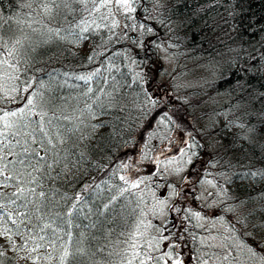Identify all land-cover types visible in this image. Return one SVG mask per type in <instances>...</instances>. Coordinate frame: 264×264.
Returning a JSON list of instances; mask_svg holds the SVG:
<instances>
[{
	"label": "trees",
	"instance_id": "obj_1",
	"mask_svg": "<svg viewBox=\"0 0 264 264\" xmlns=\"http://www.w3.org/2000/svg\"><path fill=\"white\" fill-rule=\"evenodd\" d=\"M28 2L30 0H0V35L9 46L16 38L22 39L24 45L20 50V63L16 65L19 79L8 82L18 88L15 99L0 96L3 101L0 108L16 110L24 107L28 98L38 93L43 97L42 104L54 101L45 108L49 116L55 114L60 118L54 123L78 129L69 133L67 143L61 145L69 150L70 159L76 161L75 167L70 165L67 174L46 182L43 190L49 194L50 200L41 209L43 214H47L44 222L52 223L58 231L62 230L59 232L63 240L68 239L66 233H71V250L83 249L82 253L76 254L75 260L70 259L69 264H129V261L131 264H141L142 261L144 264H168L170 259L165 256L168 253L182 264H204L218 258L225 262L231 260L233 264L251 262L242 252L233 254L201 241L204 230L199 227L194 213L203 218L212 213L211 219L223 225V232L228 231L237 241L252 246L260 261L259 256H264V176L260 175L264 172V96L261 95L264 93V0H131L135 9L132 11L133 20L148 34L142 46L138 47L124 43L127 29L122 22L109 40L106 31L95 39L92 34L95 26L91 21L101 11L90 15L89 10L93 8L90 0L87 8L74 4L73 11L54 9V13L60 12L54 20L42 15L39 0L31 9L23 7ZM34 18L43 23L35 22ZM17 19L26 23L17 25ZM84 21L91 24L87 32H81ZM45 24L48 28L58 29L59 35L49 32L43 26ZM70 33L92 37L95 41L92 52L84 56L69 49L66 40L75 38L69 37ZM158 45L177 60L183 77L188 78L204 69L213 76L201 82L199 87L178 92L176 97L180 96L179 101L172 102L196 125L197 129L190 127L191 132L196 135V131H200L193 145L199 159H195V169L190 173L192 180L195 179L192 182L195 187L187 196L180 194L177 199L180 207L188 204L191 212L181 215L174 204L163 224L150 217L149 222L154 223V229H144L143 233L146 236L151 232L149 235L154 246L149 249L147 242H138L142 239L137 237L139 233L132 231L137 213L142 210L144 194L121 179L123 167L120 158L134 143L136 133L147 116V102L152 104L149 88L152 87L153 76L147 69L158 56ZM122 49L129 52L130 64L142 69V79H135L123 71L125 59H121ZM1 53H4L3 49ZM2 57L11 59L6 53ZM11 62L16 64L15 60ZM120 63L123 66L119 68ZM188 66L194 69L189 70ZM81 76L91 79H79ZM189 96L193 101H189ZM127 105L134 107L127 109ZM92 106L101 116H110L112 122L113 133L109 138L102 136L98 141L99 147L85 145L79 140L85 131L79 126L83 121L89 126V115L85 111ZM212 115L224 118L223 124L214 130L207 127ZM33 119L39 117L34 116ZM231 125L238 127L237 133L220 137L221 130ZM212 133L216 138L210 139ZM197 137H201V143L197 142ZM212 140L218 144L210 147ZM135 157L137 155L130 158V164H125L134 165ZM209 174L216 178L218 184L216 194L221 204L216 207L203 205L196 190L197 181ZM14 185L15 181H10V190L0 194L11 196L16 190ZM40 190L37 188L38 192ZM3 202L9 204L7 199ZM23 203L17 200L15 205H11L13 219L25 220L23 228L33 236L37 233L46 235L47 240L52 229H46L45 234L39 232L42 222L34 214L31 223L19 215L34 211L33 205L25 209ZM70 211L72 215L68 216ZM8 212L9 209H0L4 218H8ZM33 224L37 225L36 229H33ZM142 225L146 228V222ZM4 226L7 227L5 220ZM13 227L11 236H16L20 228L17 225ZM8 228L11 232V227ZM155 238H160L159 241L169 248L156 252ZM57 243L59 246L61 241ZM179 244L180 255L175 250ZM225 256L228 259H224ZM0 264L24 262L0 251Z\"/></svg>",
	"mask_w": 264,
	"mask_h": 264
},
{
	"label": "rangeland",
	"instance_id": "obj_2",
	"mask_svg": "<svg viewBox=\"0 0 264 264\" xmlns=\"http://www.w3.org/2000/svg\"><path fill=\"white\" fill-rule=\"evenodd\" d=\"M97 3H99L98 0ZM111 7L113 9V15L108 16L106 20H102L101 16L107 14V8L100 10L101 14L93 18V20L95 19L96 21V24H94L95 27H93L94 31L92 32L93 37L98 39L99 33L102 31H106L105 34L108 37V40L113 37L117 31V27H111L114 17L118 22V26L122 22L124 28L127 29V31H125L124 43L132 47L142 46L148 34L144 31L145 28H142L141 25H137L134 22L133 12H126L124 9L116 7L114 2ZM96 25H100V27H96ZM104 25L108 26L105 27ZM68 36L71 37L75 35L70 33ZM94 43L95 41L92 37L79 39L78 36H75V38L72 39L68 38L65 42L67 47L73 52H78L84 56H87L92 52L95 47ZM1 50L2 49H0V53ZM122 50L124 54L121 56V59H125V68H122L123 71L129 73V75L131 74L135 79H142V69L139 70V68L137 69L133 64H130L129 52L124 49ZM3 55H0V59H4L2 57ZM121 66L123 65L120 63V66L117 67L120 68ZM148 67L147 70L151 76H153L150 83V86L152 87L149 88L152 104L150 105V103L147 102L145 106L147 116L143 119V124L140 130L136 133L133 145L123 152L120 161L121 166L123 167L121 173L125 181L131 185L138 183V186L135 188L144 194L143 201L141 202L142 210L141 213H137L138 217L134 220L135 224L134 227H132V231L136 234L139 233L137 237L142 238L138 240V242H147V248L152 249L154 242L149 235L151 232L146 236L143 235L144 229L145 231L154 229V223L149 222V220H151L150 217H152L157 223L163 224L169 218L170 208L172 209L174 204L177 205L175 208L176 211H180L181 215L186 212H191L188 204H182L180 207L177 199L180 194L187 196L188 193L191 192L192 187H195V184L192 183L195 179L192 180L190 173L195 169V159H199L197 153L194 151L193 145L195 142V136L199 134L200 131H196V135L191 132L192 130H190V127L194 130L197 129L196 125L189 117H187L186 113V117L183 116L182 112L179 111V107L173 105L172 102L180 99L179 95L176 97L178 92H187L193 88L199 87L201 82L211 79L213 74L207 69H204L200 72L190 74L188 78L186 76L183 77L180 70H178L181 66L178 64L177 60L159 45L158 56L152 64L149 63ZM189 67L190 66H188V68ZM193 69L194 68H189V70ZM8 82L9 81H7V83ZM123 94H125V91H123ZM108 97H111V94ZM188 99L189 101H193L190 96ZM131 107L134 106L127 105V109H130ZM97 112L98 110L97 108H94V106L85 111L87 116L89 115L87 120L89 121V126L86 125V123H88L86 121H83V124L79 126L81 130H85L79 138L80 143L99 147L98 141L101 137L105 135L109 138V135L113 133L110 116H101ZM182 116L184 117L183 119ZM223 121L224 118L222 115H212L207 127L214 130L220 127L223 124ZM199 122L204 123L207 121ZM96 125H99L100 127H93ZM237 131L238 127L236 125H231L226 129L221 130L219 135L220 137H226L235 135ZM214 138H216V134H210V139ZM105 140H107V137H105ZM197 142H202L201 137H197ZM217 144L218 141L212 140L210 147ZM203 154L204 153L200 156ZM136 155L137 157H135L134 165L127 166L125 163L128 164L130 158ZM126 158L129 159L126 160ZM189 158H191V162H189ZM0 179H2V177H0ZM217 185L216 178L211 174L204 175V177H201V179L197 181L196 190L199 200L203 205L216 207L221 204L217 199ZM8 190H10L8 187H0V193L7 192ZM2 209L8 208L5 207ZM0 216L3 215L0 214ZM211 218L212 213H208L206 218L201 216L198 218V225L204 230L202 235L203 240L201 241L221 250L227 249L228 252H233L234 248L238 250L240 247L237 245L240 242L234 238H230L231 236L224 237L222 234L223 225ZM4 220L6 221L7 229H9L8 227H11V232L9 229L6 234H0V251L6 255L16 256V258L24 262V264H48V262L42 258L49 254L51 248L49 247L46 249L42 247L35 252L29 253L26 248L34 246V241L29 238L30 236H33L32 233H29L26 228H23V224H20L19 228L20 232L23 233V236L20 234L11 236V233L14 231L13 226L16 224H13L12 220L8 218H4L3 221H0V233H3L1 230L2 228H5ZM144 222H146V228L142 225ZM25 227H27L26 224ZM155 229L157 231L158 227L155 226ZM137 230L142 232L140 233ZM158 234L159 233H157V235ZM159 240L160 238H155V242L157 241L156 252L162 249L163 252L166 251V249L169 248V245L165 243L163 244ZM45 241L47 240L45 239ZM45 241H41V243H44ZM57 244L58 243L56 242V246ZM57 248H59V246H57ZM175 250L178 255L181 254L180 244L176 245ZM240 250L247 259H250L251 262L249 264H262V262L258 261L256 257H252L246 249L241 248ZM52 255L54 259L51 261V264H59V253L54 252ZM165 256H167V254H165ZM171 257L172 258L168 264H173V261L178 259H173V256ZM225 261L226 260H223L222 258H218L205 262L204 264H233L231 260H228L227 262Z\"/></svg>",
	"mask_w": 264,
	"mask_h": 264
},
{
	"label": "snow or ice",
	"instance_id": "obj_3",
	"mask_svg": "<svg viewBox=\"0 0 264 264\" xmlns=\"http://www.w3.org/2000/svg\"><path fill=\"white\" fill-rule=\"evenodd\" d=\"M37 0H30V2L23 5L26 8H32L33 3H36ZM115 3L116 7L124 9L126 12L134 11L132 8L130 0H91L93 8L89 10V14L92 15L96 12H99L101 8H107V14L101 16L102 20H106L108 16L113 15V9L111 5ZM89 0H39L40 9L42 15L49 19L54 20L56 16L60 15L59 11L54 13V9L59 10L61 8L67 9L68 11H73L72 5L82 4L85 8ZM35 11V9H33ZM35 20V18H34ZM37 23H43V21L35 20ZM26 23L21 19L16 20L17 25H22ZM91 24H96L95 19ZM88 21L83 22V27H81V32H87L91 26ZM31 27V24L28 25ZM45 28H48V25H43ZM107 27L108 25H104ZM118 26V22L114 19L112 20L111 27L115 28ZM80 27V25H77ZM100 27V25H96ZM23 31V29H20ZM34 32L37 29H32ZM48 31L59 35L58 29L48 28ZM75 34V33H73ZM78 35V34H76ZM27 37H25L26 39ZM79 39H84L85 37L79 36ZM23 40L16 38L13 40L11 46L8 45V42L0 35V49L4 50V53L7 54V57L11 59H0V96L5 99H15V93L18 91V88L15 84L9 85L7 81H15L19 79L17 64L20 63L19 56L21 54L20 50L23 48ZM4 53H0L3 55ZM91 59V57H89ZM11 60H15L16 64H13ZM82 80H90L91 77H79ZM27 91V88L24 89ZM91 91V89H89ZM264 96V93L261 94ZM43 97L38 93H33L27 100V103L24 107H20L16 110H4L0 108V187H8L10 181H15V191L9 197H4L3 194H0V209L7 207L9 209L8 219L12 220L13 224L17 225L19 229L20 224L24 223L25 220L13 219L11 205H15L17 200H22L23 207L28 208L29 205H33V212H24L19 215L24 216L28 223L32 221V215L34 214L37 219L41 220V226L39 227V232H44L46 229L51 228L52 234L45 241V236L36 234V236H30L29 238L34 241V246L31 248H26L29 253L37 251L39 248H51V251L46 257L42 259L46 260L48 264H51V261L54 259L52 253L59 252V264H69L70 259L75 260L77 253H82L83 249L77 247L74 251L71 250L72 235L71 233H66L68 239L65 241L63 237L59 235V231L56 228H53L52 223L44 222L47 219V214H43L41 209L45 207V202L50 200V196L43 189L48 180L55 181L59 179L62 175L67 174L70 171V165L75 167L76 161L70 159L69 150L64 149L61 145L67 143L70 138L69 133H73L78 129H71L61 124L54 123V120H59V117H56L55 114L49 116L47 110H45L46 105L53 103L54 101L48 100L41 103ZM3 101L0 100V103ZM39 117V119H33V117ZM67 119V117H65ZM93 127H100L99 125ZM33 145H38V147H33ZM41 152L44 154L42 155ZM14 157V159H10ZM191 162V158H189ZM57 169L59 171H57ZM53 172H56V175H53ZM253 176L257 173H252ZM264 176V172L260 173ZM124 179V177H121ZM29 185H35L30 187ZM138 183H134L132 187H137ZM37 188L41 190L38 192ZM15 197V199H12ZM7 199L9 204H5L3 201ZM162 203V202H161ZM75 207V205H73ZM71 211L68 213V216H71ZM193 215L199 218L198 213ZM4 217L0 216V221H3ZM70 224L71 221H68ZM33 229L37 228V225H32ZM264 227V225H262ZM9 231L7 227L4 228L3 233L6 234ZM23 236L22 232H18ZM57 240H60L61 243L59 248L56 246ZM41 241H45L41 243ZM135 244L132 245L135 248ZM240 248H246L248 253L252 257H257V252L255 249L246 245L243 242H240L238 245ZM134 255H139V253H134ZM168 258L171 259V253H168ZM159 259H163L160 257ZM224 259H228L227 256ZM260 261L264 264V256H259ZM131 264V261H129ZM141 264H144L142 261ZM167 264V262H165ZM173 264H182V261L176 259L173 261Z\"/></svg>",
	"mask_w": 264,
	"mask_h": 264
},
{
	"label": "bare ground",
	"instance_id": "obj_4",
	"mask_svg": "<svg viewBox=\"0 0 264 264\" xmlns=\"http://www.w3.org/2000/svg\"><path fill=\"white\" fill-rule=\"evenodd\" d=\"M222 234L224 235V237H227V236H231L230 238H234V239H236V237L233 235V234H231L230 232H222ZM241 248H239L238 250H236L235 248H234V250H233V254H237V252H241V250H240Z\"/></svg>",
	"mask_w": 264,
	"mask_h": 264
}]
</instances>
